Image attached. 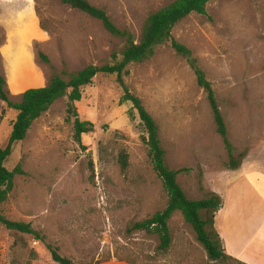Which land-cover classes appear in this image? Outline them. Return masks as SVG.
<instances>
[{
  "label": "rangeland",
  "instance_id": "374dc122",
  "mask_svg": "<svg viewBox=\"0 0 264 264\" xmlns=\"http://www.w3.org/2000/svg\"><path fill=\"white\" fill-rule=\"evenodd\" d=\"M87 1L138 42L147 17L173 0ZM207 14L190 15L172 36L191 50L215 91L237 168L230 167L192 70L169 46L130 64L124 76L159 127L166 164L186 170L177 181L190 200L209 193L221 198L241 176L264 188V0H217ZM123 46L98 20L62 0H0V74L12 103L53 75L68 80L108 63ZM121 97L116 77L98 74L74 103L78 118L94 125L91 133L75 140L74 118L61 98L14 145L5 167L19 165L22 173L1 213L30 224L44 241L0 224V264H58L47 244L71 264H214L179 212L169 222L172 244L165 253L157 250L156 236L130 230L162 211L167 195L148 159L140 121ZM2 111L0 147L17 115L0 101Z\"/></svg>",
  "mask_w": 264,
  "mask_h": 264
},
{
  "label": "trees",
  "instance_id": "16d2710c",
  "mask_svg": "<svg viewBox=\"0 0 264 264\" xmlns=\"http://www.w3.org/2000/svg\"><path fill=\"white\" fill-rule=\"evenodd\" d=\"M214 1L217 0H173L147 17L139 41L136 42L131 33L118 29L103 9L91 5L87 0H62L65 5L98 20L108 33L123 40L124 46L120 52L112 53L110 61L100 67L87 66L76 73H71L68 80L59 75H53L46 86L26 90L22 94L19 103L10 101L7 82L0 74V101L5 103L10 110L17 112L16 118L11 121L9 139L5 146L0 147V224L2 226L7 230L33 235L36 239L44 241V238L32 229L30 224L8 220L1 213V206L13 190L14 177L22 173L19 165L9 171L5 167V162L10 157L14 145L25 139L33 122L46 113L61 98H66V111L74 118L75 140L79 142L81 135L91 133L94 125L89 121H81L78 118L74 103L81 100L82 89L90 85L95 76L98 74L114 75L122 89L120 102L122 104L130 103L132 111H135L145 134L142 141L147 147L148 159L153 171L161 180L167 195V204L162 211L136 222L130 230L156 236L159 240L157 250L160 253H165L172 244L169 222L173 215L179 212L183 221L192 227L197 241L201 244L211 262L214 264H246L225 254L219 235L214 229L215 213L222 207L219 195L209 193L206 198L200 200L187 198L177 181L178 175L186 172V170L168 167L165 162V151L161 144L157 123L145 109L142 100L131 93L124 83V76L127 75L126 69L130 64L144 63L153 57L158 46H169L177 56L186 61L192 70L197 86L202 89L206 96L216 126V133L226 149L230 167L232 169L237 168L239 163L228 140L226 125L215 91L205 73L199 67L191 50L176 41L172 36L174 27L190 15L208 16L207 7ZM208 18L210 19V17ZM38 55L42 62L49 63L44 54L39 53ZM2 116L3 111L0 118ZM125 158H122L124 164ZM46 247L50 251L54 262L71 264L69 260L59 256L57 250L50 244H47ZM124 261L129 264H136L129 259Z\"/></svg>",
  "mask_w": 264,
  "mask_h": 264
},
{
  "label": "crops",
  "instance_id": "0c3cea01",
  "mask_svg": "<svg viewBox=\"0 0 264 264\" xmlns=\"http://www.w3.org/2000/svg\"><path fill=\"white\" fill-rule=\"evenodd\" d=\"M262 189L253 180L241 176L240 181L221 196L222 207L214 216V229L225 254L246 264H264Z\"/></svg>",
  "mask_w": 264,
  "mask_h": 264
}]
</instances>
